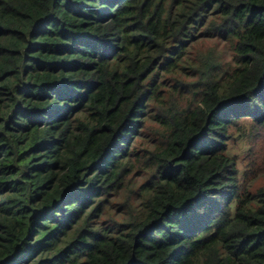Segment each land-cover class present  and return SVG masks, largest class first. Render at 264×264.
<instances>
[{
    "label": "trees",
    "instance_id": "1",
    "mask_svg": "<svg viewBox=\"0 0 264 264\" xmlns=\"http://www.w3.org/2000/svg\"><path fill=\"white\" fill-rule=\"evenodd\" d=\"M244 124L264 129V0H0V264H264Z\"/></svg>",
    "mask_w": 264,
    "mask_h": 264
},
{
    "label": "rangeland",
    "instance_id": "2",
    "mask_svg": "<svg viewBox=\"0 0 264 264\" xmlns=\"http://www.w3.org/2000/svg\"><path fill=\"white\" fill-rule=\"evenodd\" d=\"M216 45H218V43L214 42L210 45L204 46V48L202 49L204 52H207L209 49H213V47H215ZM224 56L225 58H227V56L229 55L225 53ZM147 126L148 129H142L138 137L134 139V148L136 146H139L142 148V150L146 151L152 149L154 145H156L158 140L156 132L159 130V127L155 121H153V123L147 124ZM229 146L230 155L235 158L237 163L241 165L242 172L244 173L247 168L246 164L255 151H261V155L259 156V158L263 157L262 153L264 151V129L254 128L253 126H251V124H244L243 137L237 138L236 143L231 141ZM253 177L254 176L252 174L249 176L250 179ZM260 177H264V170L260 173ZM132 182L138 183V179L136 178V176L132 177ZM108 195L106 197V203H109L106 205V210L103 211L101 217L102 221L108 219L112 215L117 217V220H121V216L124 214V208H121L118 202H122L126 198V193L123 192L119 195L111 193L109 196Z\"/></svg>",
    "mask_w": 264,
    "mask_h": 264
}]
</instances>
